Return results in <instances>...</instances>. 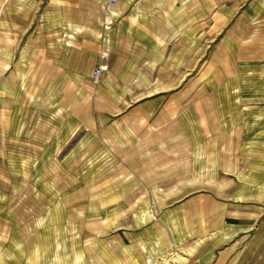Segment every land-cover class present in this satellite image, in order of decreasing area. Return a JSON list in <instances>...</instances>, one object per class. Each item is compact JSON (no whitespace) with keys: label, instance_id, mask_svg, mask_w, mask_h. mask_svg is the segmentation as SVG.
<instances>
[{"label":"rangeland","instance_id":"1","mask_svg":"<svg viewBox=\"0 0 264 264\" xmlns=\"http://www.w3.org/2000/svg\"><path fill=\"white\" fill-rule=\"evenodd\" d=\"M261 21L264 0H0V264H145L187 230L264 264Z\"/></svg>","mask_w":264,"mask_h":264},{"label":"crops","instance_id":"2","mask_svg":"<svg viewBox=\"0 0 264 264\" xmlns=\"http://www.w3.org/2000/svg\"><path fill=\"white\" fill-rule=\"evenodd\" d=\"M258 8H251L250 12L253 13V21L252 23H255L257 29L259 27V23L256 22L258 18L257 11ZM262 25V28L264 29V21L260 22ZM257 31V30H256ZM257 35V33H254ZM253 35V32H252ZM259 36V35H258ZM256 36L255 41L253 42V46H250L249 51L246 49V56H244L243 61L245 60V63L248 64L249 58L247 56V53L249 52V56L252 57V60L255 62H263L262 65H264V31L261 34V37ZM255 37V36H254ZM261 50H260V49ZM251 52V53H250ZM244 70V69H243ZM245 74H247L248 70L245 69ZM244 74V73H242ZM231 76H234L233 72L231 73ZM230 88L232 90H235L234 86L238 84L234 78H230ZM243 81V80H242ZM244 82V81H243ZM248 87V86H247ZM230 89V90H231ZM157 90V89H155ZM226 90H223V93H225ZM238 96H236L237 98ZM244 97H248L245 96ZM239 99L233 100H227V101H220L221 108H230L231 109L238 108L237 105ZM233 104V106H231ZM246 107V106H245ZM223 116V115H222ZM234 113L230 115V117L225 121L226 123H231L232 119L234 118ZM224 119V118H223ZM225 120V119H224ZM224 123V124H226ZM215 161L212 159H209L210 166L213 165ZM174 237L177 238L176 241H171L169 246L165 245H159L158 240H155L153 236H148V238L145 241H142V245H140L142 252L141 255L145 258V264H212V262H215L214 260V252L216 251V244L219 242V239L217 236L210 235V240L206 242L205 233L194 232L192 230H187L184 234V236L180 239H178L179 234L175 235ZM184 238V239H183ZM208 238V239H209ZM227 239V238H226ZM185 244V245H184ZM184 245V246H183ZM208 247V248H207ZM179 249L181 251L182 255H177L176 251ZM128 264H138L137 262H130ZM143 264V263H141Z\"/></svg>","mask_w":264,"mask_h":264},{"label":"built area","instance_id":"3","mask_svg":"<svg viewBox=\"0 0 264 264\" xmlns=\"http://www.w3.org/2000/svg\"><path fill=\"white\" fill-rule=\"evenodd\" d=\"M102 55H103V57H107L106 52L102 53ZM100 73H101V69L100 68H96V69L93 70L92 75H93L94 78H97L100 75Z\"/></svg>","mask_w":264,"mask_h":264}]
</instances>
